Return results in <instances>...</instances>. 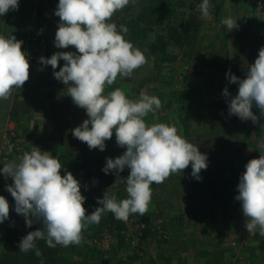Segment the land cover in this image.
Wrapping results in <instances>:
<instances>
[{
	"label": "rangeland",
	"instance_id": "374dc122",
	"mask_svg": "<svg viewBox=\"0 0 264 264\" xmlns=\"http://www.w3.org/2000/svg\"><path fill=\"white\" fill-rule=\"evenodd\" d=\"M146 1L136 0L134 5L118 11L112 22L118 27L127 26L130 19L144 24L146 21L140 20L139 15ZM209 2L212 8L208 17H202L198 8L202 0H184L179 7V21L189 35L181 45L151 47L158 31L148 30L135 45L145 52L147 63L130 77L118 76L113 85L105 88V94L121 88L130 99H138L141 94L157 96L162 106L144 118L146 123L174 125L179 135L205 153L208 167L199 175L204 180L212 179L214 185L208 189L193 185L197 180L191 175V165L183 172L171 175L164 183L153 184L151 202L144 214L151 219L155 229L153 233L142 237L143 215L132 214L127 221H122L124 228L119 230L115 227L111 232L106 231L102 240H95L107 249L113 242L120 243V250L114 253L111 249L104 255L110 257V264H264V235L260 234L259 228L252 233L246 230L247 218L243 216L240 201L235 199L245 165L250 159L258 158L264 149V116L255 106L252 111L258 117L256 123L229 115L228 102L237 95L238 84L230 83L226 78L229 70L241 79L246 78L248 66L254 63L259 49L264 47V8L260 7L264 0ZM227 17L236 19L239 28L227 31L222 24ZM55 19L59 23V18ZM56 31L57 26L43 24L40 35L45 39L41 37L39 40L37 35V39L32 40L33 52L30 55L33 57L29 58L32 73L27 81L29 86L24 84L22 87L24 94H30V99L27 98L30 107L25 110L28 114L20 118L21 127L17 126L16 117L13 119L20 139L14 140L11 152L8 150L10 143H6L8 128L6 130L1 145L3 161L0 169L6 163L18 160L32 146L51 152L63 166L64 156L60 152L64 142L69 144L71 141L73 150L81 149L83 142L72 135L75 119L71 113L77 106L67 95L68 85L63 84L58 94L59 101L51 108L59 112L62 120L52 121L44 110L39 109L45 104L36 100L37 94L42 93L46 84L54 79L51 66H42L39 58H50L61 51L76 52L73 46L66 49L55 47ZM35 51L40 54L35 55ZM166 51L170 53L166 56L173 54L175 59H161ZM42 52L49 55L42 56ZM64 63L60 60L56 71ZM225 87L230 93L228 97L222 94ZM79 112L84 120L88 118L84 109L79 107ZM124 151L125 148L116 144L115 132L112 139L106 141L104 151L88 150L89 165L93 170L89 190L95 197L102 199L106 191L109 196L115 195L118 201L127 198L126 178L130 170L125 168L118 175L115 171L108 174L102 171L106 158L115 159ZM82 163L79 160L78 164ZM72 169L71 173L82 187L85 167L79 169L73 163ZM12 183L10 177L0 172V191ZM4 197L9 202L10 211L9 218L0 224V256L3 250L18 248L24 236L42 225L33 219L32 226L28 227L24 216L15 212L11 194ZM108 213H103V216H108ZM117 231L121 232L119 237L115 234ZM93 258L91 254L87 257L89 264L101 263Z\"/></svg>",
	"mask_w": 264,
	"mask_h": 264
},
{
	"label": "clouds",
	"instance_id": "9594fccd",
	"mask_svg": "<svg viewBox=\"0 0 264 264\" xmlns=\"http://www.w3.org/2000/svg\"><path fill=\"white\" fill-rule=\"evenodd\" d=\"M19 2L0 0V16L17 11ZM135 3L136 0H59L54 13L59 17L55 47L73 46L76 52L61 51L50 58H39L42 65L51 66L58 81L68 85L67 95L87 114L88 118L72 130L74 138L86 143L90 150L104 151L106 141L115 132L117 146L126 149L115 159L106 158L102 171H115L118 175L125 168L130 170L126 178L127 198L118 201L105 191L103 198L97 199L101 206L87 214L80 181L71 172L62 175L63 165L51 152L32 146L18 160L0 169L13 181L6 188L14 198L15 212L24 216L28 227L33 219L43 225V230L38 228L21 239V252L35 251L41 257L37 240H44L52 248L78 245L83 230L98 224L103 213L111 212L121 221H127L132 214L143 215L151 202L153 184L164 183L189 165L192 177L199 181L201 170L208 167L207 155L179 135L174 125L146 123L144 118L162 106L157 96L141 94L138 99H130L121 88L105 94V88L113 85L118 76L130 77L147 63L145 52L125 39L128 28L112 22L118 11ZM198 8L202 17H208L212 5L209 0H202ZM222 24L227 31L239 28L231 17L224 18ZM22 44L15 35H0V100L9 99L14 89H21L29 80L30 62ZM60 60L65 63L56 71ZM226 78L238 84L237 95L228 102L229 115L256 123L254 106L264 116V47L248 66L246 78L241 79L230 70ZM222 94L230 96L227 87ZM8 150L11 152V145ZM259 153L258 158L245 165L235 199L240 201L247 218L246 230L252 233L259 228L264 235V149ZM9 211L8 200L0 195V224L9 218Z\"/></svg>",
	"mask_w": 264,
	"mask_h": 264
},
{
	"label": "trees",
	"instance_id": "16d2710c",
	"mask_svg": "<svg viewBox=\"0 0 264 264\" xmlns=\"http://www.w3.org/2000/svg\"><path fill=\"white\" fill-rule=\"evenodd\" d=\"M182 4H184V0H147L144 3L145 8L143 12L139 15L140 20L146 22L140 25L139 21L130 19L126 26L128 28L127 40L132 42L135 46L139 44L140 40L148 30H157L158 32L156 33L155 41L152 42L151 47L159 45L160 47L165 48L170 44L174 46L181 45L189 36L186 34V29L183 27V24L179 21L178 17L181 12L179 11V7ZM154 49H157V47ZM163 54L164 55L161 56V59L163 60L175 59L173 54L166 56L170 54L168 51L164 52ZM46 85L47 86L44 88V91H42L40 94H37L38 97L36 100L45 104L44 107L39 109L44 110L52 121L53 119L62 120L59 117V112L51 110V108L53 109V106L57 105L59 101L58 94L63 88V83L54 77L52 83H47ZM48 109L50 111H48ZM71 116L75 119L74 128L79 126L84 121V118L79 112L78 106L76 109L72 110ZM67 142L63 143V149L60 152V155L64 156L62 161L65 164L62 168V174L65 172H72L73 163H76L79 169L81 166L85 167L83 179L84 185L81 187V193L86 197L84 207L87 209V214H91L95 208L100 207L101 205L97 203L98 198L95 197L89 190L91 181L93 180V170L90 167L88 160L89 147L83 142L81 149L76 148V150H73V148L70 147L71 141L69 144H67ZM79 160L83 161L81 165L78 164ZM192 184H195L197 187L208 189L213 187L214 181L212 179L204 180V178H202L201 180H197V182ZM177 188H179V186ZM141 218V221H144V226L142 227V237L145 238L153 233L155 229L151 225V219L149 216L143 214ZM115 227H118L119 230H121L125 227V225L121 220L116 219L114 214L111 212H109L108 216L106 217H104L102 214L101 220L98 224L89 225L85 230H83V239L78 245H70L68 247L57 245L55 248H52L48 247L44 240H37L36 245L42 252L41 257H37L35 255V251L24 253L19 251V247H16L12 248L11 251L3 250V254L0 256V264H41V261H43V264H89L87 257L90 254L93 255V259L96 262L101 261L100 264H110V257L107 258L104 257V255L107 254L111 249H113L114 253H116L118 250H120V243H117V241L113 242L111 246H109V249H107L106 247L104 248L102 244L97 243L95 240H102L105 232H111ZM39 228L43 230V225H41ZM115 234L119 237L121 232L117 231ZM75 254L77 257H75ZM74 257L78 262H75ZM80 260H83V262H80Z\"/></svg>",
	"mask_w": 264,
	"mask_h": 264
},
{
	"label": "crops",
	"instance_id": "0c3cea01",
	"mask_svg": "<svg viewBox=\"0 0 264 264\" xmlns=\"http://www.w3.org/2000/svg\"><path fill=\"white\" fill-rule=\"evenodd\" d=\"M58 3L59 0H20L17 11H9L6 15L0 16V35L6 37L10 34L15 35L18 40L23 41L22 50L27 53V58L29 56L33 57V55H30L33 52L31 50V43L32 40L37 39V35L39 40L41 39L40 32L43 29V24L58 26V20L55 19L58 16L54 14ZM42 39L44 40L45 37H42ZM46 52H49L48 49ZM46 52H42L41 55H49ZM39 54L35 51V55ZM31 73L32 65L30 64V75ZM25 84L28 85V82H25ZM27 98L30 99V94H24L21 88L14 89L9 99L0 100V163L3 161V158L1 159V145L6 130L13 124L14 117L17 119L15 121L17 122V126H22L20 125L22 121L20 118L28 114L25 110L29 108L30 104ZM224 215V211L221 212L220 218L223 219Z\"/></svg>",
	"mask_w": 264,
	"mask_h": 264
},
{
	"label": "built area",
	"instance_id": "2783aa9c",
	"mask_svg": "<svg viewBox=\"0 0 264 264\" xmlns=\"http://www.w3.org/2000/svg\"><path fill=\"white\" fill-rule=\"evenodd\" d=\"M30 56L28 57V59ZM32 58V57H31ZM18 133L16 131V127L14 124L10 125L8 128V134L6 136V143H10V145H14L15 141L14 140H19L20 138L18 137ZM24 141L26 140L25 138H22ZM0 194L3 196H10V193L7 191V188H1Z\"/></svg>",
	"mask_w": 264,
	"mask_h": 264
}]
</instances>
